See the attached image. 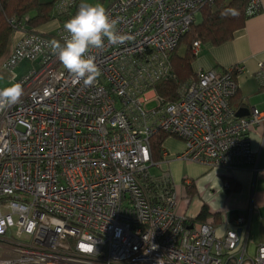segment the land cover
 <instances>
[{
    "label": "built area",
    "instance_id": "1",
    "mask_svg": "<svg viewBox=\"0 0 264 264\" xmlns=\"http://www.w3.org/2000/svg\"><path fill=\"white\" fill-rule=\"evenodd\" d=\"M81 4L56 0L54 39L8 19L17 38L0 68L24 59L39 66L16 82L20 100L0 111V240L7 243L0 264H264V240L247 250L253 205L225 215L219 233L212 222L178 214L170 176L150 172L159 131L182 140L181 156L207 168L259 171L264 111L238 117L230 104L240 64L197 71L174 101L154 88L175 78L171 53L214 0H112L105 9L130 38L116 45L105 38L102 49L90 50L100 70L91 85L76 82L49 47L64 43L60 19ZM260 10V0H251L245 13ZM200 45L193 42L194 56ZM92 241L95 250H85Z\"/></svg>",
    "mask_w": 264,
    "mask_h": 264
},
{
    "label": "crops",
    "instance_id": "2",
    "mask_svg": "<svg viewBox=\"0 0 264 264\" xmlns=\"http://www.w3.org/2000/svg\"><path fill=\"white\" fill-rule=\"evenodd\" d=\"M260 3L261 10L248 17L231 40L219 45L201 42L195 60L191 62L193 73L212 68L224 70L237 64L242 66L237 75L238 92L232 99L235 109L250 111L255 107L264 111V75L259 74V64L264 68V0ZM57 26L58 20L53 19L36 30L54 33ZM13 43H9L6 53ZM249 136L252 149L257 150L260 146L259 129L252 128ZM162 150V159L150 168V172L154 175L168 173L176 194L175 211L178 214L194 220L205 205L212 216L210 220L215 222L220 233L225 215L245 213L247 207L253 205L255 211L250 218L247 245L248 252L253 253L259 242L264 240V148L261 149L257 174L248 168H207L183 158L184 143L172 135L163 139ZM191 180L193 183L189 187L186 184ZM229 181L231 190L227 191Z\"/></svg>",
    "mask_w": 264,
    "mask_h": 264
},
{
    "label": "trees",
    "instance_id": "3",
    "mask_svg": "<svg viewBox=\"0 0 264 264\" xmlns=\"http://www.w3.org/2000/svg\"><path fill=\"white\" fill-rule=\"evenodd\" d=\"M251 0H214L212 7L202 8L201 19L198 23L195 20L189 30L182 36L178 45L171 53L172 71L174 79L160 81L154 88L158 96L164 101H174L177 98V90L181 83L195 77L191 70V62L194 55L191 47L194 41L209 42L212 45H219L231 40L235 33L240 30L245 20L250 17L246 15V8ZM56 0H0V59L8 49L9 39L13 33V26L8 23V19H14L16 29H22L25 33H39L41 36L54 39V33H40L36 29L49 21L55 19L56 14L53 6ZM70 17L60 19L66 22ZM186 43L184 56H179L176 52L178 46ZM233 105V100L230 101ZM237 110V109H236ZM167 136L161 131L155 133L151 139L150 155L151 161L157 163L162 159V141ZM191 180L188 184L192 185ZM231 181L227 191H230ZM235 188V187H234ZM210 214L203 205L193 221L212 222ZM212 217V216H211Z\"/></svg>",
    "mask_w": 264,
    "mask_h": 264
},
{
    "label": "clouds",
    "instance_id": "4",
    "mask_svg": "<svg viewBox=\"0 0 264 264\" xmlns=\"http://www.w3.org/2000/svg\"><path fill=\"white\" fill-rule=\"evenodd\" d=\"M118 21L110 17L105 7L100 4L82 3L74 16L64 24L69 34L61 44L57 40L49 43L50 50L58 56L59 61L76 82L83 81L91 85L100 75L91 49H102L105 38L112 44H123L130 37L118 34ZM23 95L20 83L0 89V111L16 104ZM85 250L94 251L95 241Z\"/></svg>",
    "mask_w": 264,
    "mask_h": 264
},
{
    "label": "rangeland",
    "instance_id": "5",
    "mask_svg": "<svg viewBox=\"0 0 264 264\" xmlns=\"http://www.w3.org/2000/svg\"><path fill=\"white\" fill-rule=\"evenodd\" d=\"M81 1H82V3H88V4L100 3L106 8L112 0H81ZM194 18H195L194 19L195 23H198L200 21V19H201L200 11L194 15ZM16 38H17V35L10 37L9 43L11 41L14 42L16 40ZM185 50H186V43L182 42L178 46L176 52L179 56H184ZM194 60H195V57L192 58V61H194ZM38 66L39 65L37 62L31 61L29 59H24L23 61H21L19 64H17L11 70L0 68V89H3L4 87H8V86H11L12 84L16 83L18 80H20L24 76L28 75L31 72V70L37 69ZM147 106H148V108H151L154 106V103L152 102V103L148 104ZM7 238L10 240H15L13 236L7 237ZM1 244L6 245L7 243L0 240V245ZM3 250L4 249L2 247H0V255L2 254Z\"/></svg>",
    "mask_w": 264,
    "mask_h": 264
},
{
    "label": "water",
    "instance_id": "6",
    "mask_svg": "<svg viewBox=\"0 0 264 264\" xmlns=\"http://www.w3.org/2000/svg\"><path fill=\"white\" fill-rule=\"evenodd\" d=\"M248 113H249L248 109H246V108H239L236 111V116L243 117V116H247Z\"/></svg>",
    "mask_w": 264,
    "mask_h": 264
}]
</instances>
